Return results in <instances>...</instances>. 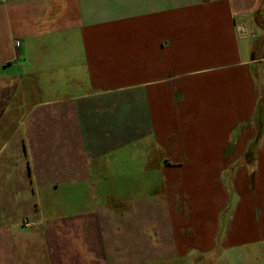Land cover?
<instances>
[{
	"label": "crops",
	"instance_id": "crops-1",
	"mask_svg": "<svg viewBox=\"0 0 264 264\" xmlns=\"http://www.w3.org/2000/svg\"><path fill=\"white\" fill-rule=\"evenodd\" d=\"M261 95L264 0H0V264L264 256Z\"/></svg>",
	"mask_w": 264,
	"mask_h": 264
},
{
	"label": "rangeland",
	"instance_id": "rangeland-1",
	"mask_svg": "<svg viewBox=\"0 0 264 264\" xmlns=\"http://www.w3.org/2000/svg\"><path fill=\"white\" fill-rule=\"evenodd\" d=\"M259 91H260V89H259ZM251 160H252V156L250 155V157L248 159V162L251 163ZM255 166H256L255 163H254V165L253 164L252 165H249V168L251 169V171L252 170H255V168H256ZM231 172L232 171H230L229 173H231ZM141 177H142V174L139 175L137 173V178H139V180H140ZM139 180L137 181V185L144 186V187L150 189V186L147 185L148 183H146V182H139ZM151 183L154 185L153 187H155L158 184V181L157 182H151ZM151 183H150V185H151ZM223 184L225 185L226 189H228L227 191H232V192L235 193V191H233L232 183H231L230 180L224 181ZM142 189L146 190L145 188H142ZM137 193H138V191H137ZM68 200H69V198H65V201L66 202H68ZM76 200H80V198H76ZM231 203L232 202L229 203V208L231 206H233V205H231ZM256 233H257V231H256ZM254 236L259 238L260 237V234H254ZM246 248L247 249L252 248V253L251 254L250 253L248 254V258H247L248 260H247L246 263L241 262L240 259L239 260L233 259L232 261L228 262L227 264H264V256H263L262 249H261L260 245H254L252 247H246ZM126 253H128V252H126ZM239 253L240 252H238V250H236V253L234 254L235 258L239 256Z\"/></svg>",
	"mask_w": 264,
	"mask_h": 264
},
{
	"label": "trees",
	"instance_id": "trees-1",
	"mask_svg": "<svg viewBox=\"0 0 264 264\" xmlns=\"http://www.w3.org/2000/svg\"><path fill=\"white\" fill-rule=\"evenodd\" d=\"M254 123H255L256 130H257V134H256L255 139L250 143L248 150L246 152V160L249 165H252V164L254 165L257 149L264 136V98L262 97V95L259 97V100H258V104L256 107L255 116H254ZM250 155L252 156L251 163L248 162ZM253 173H254V170H252L251 182H253V178H254Z\"/></svg>",
	"mask_w": 264,
	"mask_h": 264
}]
</instances>
